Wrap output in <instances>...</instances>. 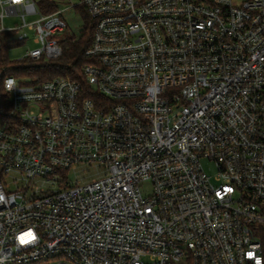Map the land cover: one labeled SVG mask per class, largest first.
Segmentation results:
<instances>
[{
    "label": "built area",
    "instance_id": "built-area-1",
    "mask_svg": "<svg viewBox=\"0 0 264 264\" xmlns=\"http://www.w3.org/2000/svg\"><path fill=\"white\" fill-rule=\"evenodd\" d=\"M39 1L0 0V33L34 32L21 60L52 62L70 27ZM77 7L95 23L82 80L4 81L0 264H264V0ZM82 166L103 172L72 183Z\"/></svg>",
    "mask_w": 264,
    "mask_h": 264
},
{
    "label": "trees",
    "instance_id": "trees-1",
    "mask_svg": "<svg viewBox=\"0 0 264 264\" xmlns=\"http://www.w3.org/2000/svg\"><path fill=\"white\" fill-rule=\"evenodd\" d=\"M53 0H40V9L43 14H50L57 11L58 5ZM84 26L80 36L74 35L69 28L62 39L63 55L52 62L33 61L30 59L13 60L10 51L21 46V43L9 40L11 32L0 33V42L3 45V52L0 58V125L5 127L10 122L11 102L9 95L4 88V81L7 77L16 79L29 78L35 83H41L58 77H70L73 80L81 81L83 66L88 63L85 52L90 47L95 31V23L90 18L84 7H77ZM264 246V235L262 237Z\"/></svg>",
    "mask_w": 264,
    "mask_h": 264
},
{
    "label": "rangeland",
    "instance_id": "rangeland-1",
    "mask_svg": "<svg viewBox=\"0 0 264 264\" xmlns=\"http://www.w3.org/2000/svg\"><path fill=\"white\" fill-rule=\"evenodd\" d=\"M52 2L59 5V9L64 10L62 17L63 19H65V21L69 25L71 32L74 33V35H76L77 37L80 36L81 31L84 26L83 19L80 13L77 11V9H73V8L67 9L69 4L77 5L79 0H53ZM39 4H40V1L38 2L39 11L41 14H43L40 9ZM38 19H39V16H31L27 19V21L28 23H32ZM4 25L7 28H14V27L22 25V19L20 17H6L4 19ZM28 33L30 35V41H28L25 44H22L21 46L17 48L12 49L10 51L11 59L19 61L25 56V54L28 51H31L33 49H37L40 47L39 45L34 43L35 33L34 32H28ZM204 166L206 167L208 174L214 178L216 175L215 168L212 167L210 164H207L206 162H204ZM102 172H103V169L100 168L99 166H82V167L77 168L76 170H72L69 173V180L72 183L77 182L79 185L83 183H90V182H93L99 179ZM5 180L7 184L9 185V187L11 188V190H16L17 187L22 186V183L20 182L14 185V181L10 178H6ZM142 190L145 193L147 192L149 193V191L151 190L150 183L144 184L142 186ZM52 191H56V189L53 188ZM39 264H61V263L57 262L56 260H51L47 263H39Z\"/></svg>",
    "mask_w": 264,
    "mask_h": 264
},
{
    "label": "snow or ice",
    "instance_id": "snow-or-ice-1",
    "mask_svg": "<svg viewBox=\"0 0 264 264\" xmlns=\"http://www.w3.org/2000/svg\"><path fill=\"white\" fill-rule=\"evenodd\" d=\"M27 237H32V233L31 232H29V233H27V234H25ZM21 241L22 242H25V238L24 237H21Z\"/></svg>",
    "mask_w": 264,
    "mask_h": 264
},
{
    "label": "clouds",
    "instance_id": "clouds-1",
    "mask_svg": "<svg viewBox=\"0 0 264 264\" xmlns=\"http://www.w3.org/2000/svg\"><path fill=\"white\" fill-rule=\"evenodd\" d=\"M9 84L11 85V82H9Z\"/></svg>",
    "mask_w": 264,
    "mask_h": 264
}]
</instances>
